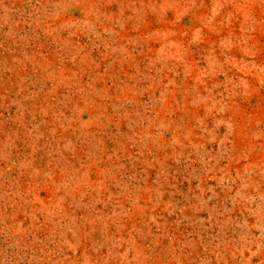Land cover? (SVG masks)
<instances>
[{
	"label": "rangeland",
	"instance_id": "rangeland-1",
	"mask_svg": "<svg viewBox=\"0 0 264 264\" xmlns=\"http://www.w3.org/2000/svg\"><path fill=\"white\" fill-rule=\"evenodd\" d=\"M0 264H264V0H0Z\"/></svg>",
	"mask_w": 264,
	"mask_h": 264
}]
</instances>
